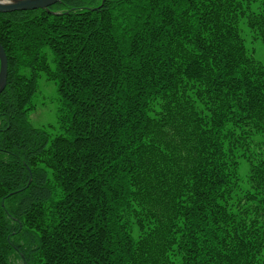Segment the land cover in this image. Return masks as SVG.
<instances>
[{
    "label": "trees",
    "instance_id": "16d2710c",
    "mask_svg": "<svg viewBox=\"0 0 264 264\" xmlns=\"http://www.w3.org/2000/svg\"><path fill=\"white\" fill-rule=\"evenodd\" d=\"M250 5L0 12V264H264V64L240 26L264 43V11ZM41 72L57 84L56 135L28 117ZM148 190L167 203L136 238L126 216Z\"/></svg>",
    "mask_w": 264,
    "mask_h": 264
},
{
    "label": "rangeland",
    "instance_id": "374dc122",
    "mask_svg": "<svg viewBox=\"0 0 264 264\" xmlns=\"http://www.w3.org/2000/svg\"><path fill=\"white\" fill-rule=\"evenodd\" d=\"M248 1L251 2V9H256L257 7V10L264 11V0ZM240 22L241 24H239L241 26L242 35L244 36L247 51L264 64V43H262L260 39L255 38L254 34L249 31L245 25V19H242ZM37 85L38 89L34 96V109L29 113L28 117L33 125L42 127L51 135H56L59 133L57 122V84L54 80L50 79L41 72L37 80ZM258 150L263 152L262 156H264V146H262L260 149L259 147H256L255 151L257 153H259ZM249 170L250 168L247 160L240 158L236 171L239 178L238 186L240 189L246 188L245 182L247 180ZM133 198L134 202H132L129 215H127L126 218L130 222L129 224L132 234L136 238H142L153 226L152 218L156 212V209L161 206L163 200L166 202L167 199L163 193H160L159 190L156 192V194L151 195L148 190L139 195H135ZM155 205H158L159 207L156 208L154 207ZM148 207H151L149 213L147 211ZM15 263L17 264V262Z\"/></svg>",
    "mask_w": 264,
    "mask_h": 264
},
{
    "label": "water",
    "instance_id": "95a60500",
    "mask_svg": "<svg viewBox=\"0 0 264 264\" xmlns=\"http://www.w3.org/2000/svg\"><path fill=\"white\" fill-rule=\"evenodd\" d=\"M59 0H0V12L46 8ZM7 57L0 44V92L6 84Z\"/></svg>",
    "mask_w": 264,
    "mask_h": 264
}]
</instances>
